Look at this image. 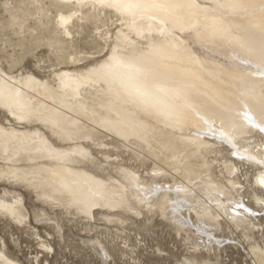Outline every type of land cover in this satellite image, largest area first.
Returning a JSON list of instances; mask_svg holds the SVG:
<instances>
[{
  "label": "bare ground",
  "instance_id": "bare-ground-1",
  "mask_svg": "<svg viewBox=\"0 0 264 264\" xmlns=\"http://www.w3.org/2000/svg\"><path fill=\"white\" fill-rule=\"evenodd\" d=\"M55 2L62 5L55 20L66 42L86 8L116 12L120 29L107 58L85 71L63 68L40 79L0 68V183L20 185L51 203L58 200L48 191L54 189L90 217L102 209L134 211L130 194L142 208L157 207L182 227L194 223L196 229L188 232L199 234L203 243L197 241V248H216L210 244L223 224L259 229L258 218L243 207L238 165L224 162L225 182L218 183L201 149L216 148L209 136L234 146L241 160L262 166L255 181L264 189V140L250 142L253 132L264 133V0H51L50 5ZM137 40L146 47L139 48ZM101 131L137 155L166 153L167 160L174 159L165 165L186 181L170 184L177 196L160 186L153 197V184L126 168H119L123 182L80 169L102 150L94 141ZM156 174L170 171L157 168ZM4 194L0 214L21 225L23 199ZM253 195L258 212H264V195ZM185 210L194 212L197 223L187 221ZM247 234L241 244L247 242L252 264H264V247L249 242ZM0 264L19 263L0 249Z\"/></svg>",
  "mask_w": 264,
  "mask_h": 264
},
{
  "label": "rangeland",
  "instance_id": "rangeland-1",
  "mask_svg": "<svg viewBox=\"0 0 264 264\" xmlns=\"http://www.w3.org/2000/svg\"><path fill=\"white\" fill-rule=\"evenodd\" d=\"M50 2L51 0H0L1 69L15 76L34 74L40 79H49L63 68L85 71L107 58L121 24L116 12L108 8L102 11L84 9L71 25L73 39L66 42L56 23L62 5L55 2L51 6ZM137 41L141 42L139 48L146 47L145 41ZM194 49L199 50V53L203 52L199 46H194ZM258 132L252 133V146L264 140V133L260 130ZM209 137L206 135L213 143L217 142L216 148L212 149L213 152H209L211 149L201 151L206 161L210 162L211 177L218 183H224L225 179L221 174L225 169L224 162L228 163L229 160L238 165L236 178L244 186L241 189V200L245 203L243 207H246L245 212L250 216L258 218L255 223L260 224L259 229L247 231L232 224H223L215 231L217 236L213 234L215 242L210 244L216 248H197V241L198 244L203 242L197 240L199 234L188 232L195 227L193 222L197 223V219L194 212H186L187 206L184 207V213L193 227L180 226L172 218L162 215L157 207L151 212L147 205L142 208L130 194L127 195L129 208L134 211L113 212L102 209L95 210V217H90L82 213L79 206L67 205L71 199L67 200L54 189L48 191L55 193L58 200L51 203L39 199L30 189L1 182V195L12 192L23 199L21 225L11 217L0 214L1 251L19 264H252L244 248L247 247V242H241L248 232L253 238L249 237V242L256 241L264 247V212H258L260 206L255 204L253 195V191L264 195V189L257 188L255 181L258 169L262 166L241 160L234 152L235 147L219 141L218 136ZM94 141L102 145V150L96 152L98 156L81 162L79 168L98 178L109 182H123L124 169L120 171L119 168H126L141 177L143 182L153 184L152 196H156L155 198L160 192V186H165L164 190L176 197V188L171 190L170 184L186 183L182 176L171 172L165 165V162L175 163L172 158L167 160L169 155L166 153L154 157L142 151V154L137 155L124 147L127 143L102 131L95 134ZM196 160H193L194 164L201 166L202 160ZM157 168L170 171V174L157 175ZM196 194H199L197 190ZM169 211L176 214L173 206ZM198 223H202L203 228L206 227L203 222Z\"/></svg>",
  "mask_w": 264,
  "mask_h": 264
}]
</instances>
